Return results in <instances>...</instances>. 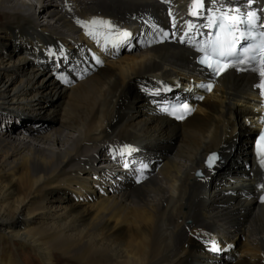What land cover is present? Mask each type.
I'll use <instances>...</instances> for the list:
<instances>
[{"label":"bare ground","instance_id":"1","mask_svg":"<svg viewBox=\"0 0 264 264\" xmlns=\"http://www.w3.org/2000/svg\"><path fill=\"white\" fill-rule=\"evenodd\" d=\"M207 1L225 12L247 0ZM191 12L192 0H0V264L26 249L43 264H264L258 79L227 72L182 122L158 105L175 79L186 86L173 97L195 88ZM98 46L117 61L98 68Z\"/></svg>","mask_w":264,"mask_h":264},{"label":"snow or ice","instance_id":"2","mask_svg":"<svg viewBox=\"0 0 264 264\" xmlns=\"http://www.w3.org/2000/svg\"><path fill=\"white\" fill-rule=\"evenodd\" d=\"M253 2L254 0H247L249 5ZM199 3L200 0H192V8H195ZM191 14L196 16L201 15L198 12H191ZM169 15H171V12H169ZM204 18L207 21V26L216 29L217 32L223 30L228 35L234 31H238L246 43L239 50L234 51L236 40L240 39L239 36L233 41H228L227 39L220 41L217 37L210 43L208 50L201 49L205 52L201 61L202 63H207L209 59H215L217 64L228 62L236 65H246V68L250 66L252 70L257 71L260 76L264 77V68L260 67L261 62L264 61V31H260V29L264 28V19L260 18L256 11L250 10L241 15L239 8H235L230 13H222L219 17L205 16ZM91 25L93 27L99 25L109 29L114 28V25L110 21L103 19H93ZM187 26L189 29L192 28V22H188ZM121 35L128 40L131 39V33L124 32ZM167 35L168 33L165 32L164 36L167 37ZM213 35L215 36V33ZM180 42L184 43L185 41L181 39ZM50 54L53 56L56 55V53ZM208 67L211 68L212 66L209 64ZM212 70L213 72L218 71V69ZM201 86L205 87L206 90H211L212 88L211 83ZM184 107L187 108V105L185 104ZM261 139H264V135L261 136ZM215 159V154L208 157L209 167L212 166V161ZM261 163L264 164V160ZM211 245L212 251H221L215 241H212Z\"/></svg>","mask_w":264,"mask_h":264},{"label":"rangeland","instance_id":"3","mask_svg":"<svg viewBox=\"0 0 264 264\" xmlns=\"http://www.w3.org/2000/svg\"><path fill=\"white\" fill-rule=\"evenodd\" d=\"M23 1V0H22ZM25 1V0H24ZM30 1V0H29ZM28 2V1H27ZM43 18V17H42ZM41 18V19H42ZM46 17H44V21L43 22H45L46 23ZM10 37H11V33H7L6 31H4V30H0V42L2 43V44H5V46L7 47L10 43H11V40H10ZM86 42H87V44L89 45V47L92 45V43H93V40H88V38L86 39ZM90 43V44H89ZM86 48H88V46L86 47ZM90 53H94L95 55H96V53H95V51L94 50H91V52ZM124 54H125V52L124 51H122V52H120L119 53V55H118V58H121L122 56H124ZM103 57V56H102ZM100 60H102V63L101 64H97V67L98 68H105L107 65H109L110 63H114V62H116L117 61V58H115V59H112V58H110V59H107V58H105V57H103L102 59H100ZM104 60H106V61H104ZM114 60V61H113ZM109 62V63H108ZM105 63V64H104ZM66 77L68 78H70V74H67L66 75ZM182 84V83H181ZM182 85H185L186 86V83L185 84H182ZM182 86H181V88H179V87H177L176 89L178 90V91H180V90H182ZM192 95L193 94H189V97H192ZM142 103L143 104H146V103H144V101H142ZM142 108H145V107H142ZM18 113V112H17ZM27 114H29L28 115V117L29 118H32V116H31V114L30 113H27ZM11 115L13 116H15L16 115V113H11ZM18 136V135H17ZM19 137H22V140H23V138L24 139H26L27 137L25 136V135H20ZM28 139H30V137H28ZM25 141H29V140H25ZM251 144H252V141L250 140V143H249V145H250V147H251ZM249 145H248V147H249ZM203 177V176H202ZM202 177H200V178H202ZM69 197L72 199V201L73 202H81V204H86L87 203V201L86 200H83V199H79V198H74V197H71V192L69 193ZM0 244H2V241L0 240ZM219 249H221V251H218V252H220L221 254H216L217 256H219V258L220 257H222L223 258V260H226V259H228V261H235L236 260V258H238V255H239V253L238 252H236L237 250H235L234 249V251H231V248L230 249H226V248H220V247H218ZM8 249L9 250H11V251H13V248L12 247H9L8 246ZM27 250V249H26ZM26 250H22V251H20V252H24L23 254H20L18 257H19V260H20V264H43V262H42V260H41V258L35 253V252H33V251H26ZM210 250L208 249L207 250V252H209ZM210 252H214V251H210ZM21 257V258H20ZM227 257V258H226ZM226 258V259H225ZM64 262H66V261H64ZM65 264H69V262H66Z\"/></svg>","mask_w":264,"mask_h":264}]
</instances>
